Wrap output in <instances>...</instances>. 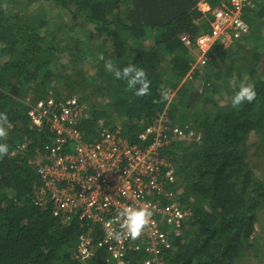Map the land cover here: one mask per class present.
Here are the masks:
<instances>
[{
  "label": "trees",
  "instance_id": "trees-1",
  "mask_svg": "<svg viewBox=\"0 0 264 264\" xmlns=\"http://www.w3.org/2000/svg\"><path fill=\"white\" fill-rule=\"evenodd\" d=\"M226 1L0 0V113L11 125H5L7 139H0L9 146L0 158V264H107L103 249L89 260L76 256L86 225L73 217L63 225L51 209L35 205L41 184L35 160L50 136L28 128L25 99L57 87L89 106L80 125L85 142L98 141L106 129L147 145L142 131L167 106L170 121L182 128L190 127L183 123L189 112L200 138L165 149L175 165L176 199L192 210L182 235L173 238L167 264L264 263V216L257 215L264 207V0L246 12L250 33L230 49L217 46L205 69L183 81L194 53L181 35L205 31L202 6ZM89 26L107 36L104 49L78 36ZM108 61L120 70L143 68L149 94L135 96L105 69ZM88 64L96 70L92 75L84 71ZM242 82L255 86L256 100L233 108ZM170 88H177L174 101ZM221 91L228 94L222 103L216 98ZM25 142L28 148L19 151ZM139 258L130 254L128 264Z\"/></svg>",
  "mask_w": 264,
  "mask_h": 264
},
{
  "label": "built area",
  "instance_id": "built-area-1",
  "mask_svg": "<svg viewBox=\"0 0 264 264\" xmlns=\"http://www.w3.org/2000/svg\"><path fill=\"white\" fill-rule=\"evenodd\" d=\"M255 6V0H227L203 10L211 14L208 30L194 38L187 34L180 37L185 48L194 53L183 81L192 80L208 65L217 46L230 49L250 33L245 15ZM169 90L172 99L175 91ZM25 105L28 128L50 136L44 153L35 160L41 182L35 205L51 209L63 225L74 218L86 225L88 231L77 239L76 256L89 260L103 249L107 264H128L134 253L142 254L135 264H167L173 238L182 235L192 210L176 199L175 165L165 149L174 141L198 140L194 128L173 124L167 106L157 121L142 131L141 138L149 140L147 145L129 143L106 129L98 141L85 142L80 125L91 112L78 95L62 99L52 91L41 98L29 94ZM28 145L22 143L19 151L25 152ZM125 207H148L152 212L150 224L135 240L125 236L122 228L119 213ZM94 232L99 233L97 238Z\"/></svg>",
  "mask_w": 264,
  "mask_h": 264
},
{
  "label": "clouds",
  "instance_id": "clouds-1",
  "mask_svg": "<svg viewBox=\"0 0 264 264\" xmlns=\"http://www.w3.org/2000/svg\"><path fill=\"white\" fill-rule=\"evenodd\" d=\"M199 42V41H198ZM103 59V57H101ZM105 69L114 73L117 80L123 79L127 83L129 90H135L134 95L143 97L150 92L151 82L148 80L147 73L143 68H138L135 65H129L122 70L114 68L111 61L105 63ZM257 93L253 84L241 83L239 90L232 98V107L238 108L244 102L249 104L256 100ZM5 125L10 127L6 113H0V139H7V131ZM9 155V146L0 144V158ZM119 217L123 219L122 228L125 230V236L135 240L139 238L143 230L151 222L152 212L148 207H125L119 213Z\"/></svg>",
  "mask_w": 264,
  "mask_h": 264
},
{
  "label": "rangeland",
  "instance_id": "rangeland-1",
  "mask_svg": "<svg viewBox=\"0 0 264 264\" xmlns=\"http://www.w3.org/2000/svg\"><path fill=\"white\" fill-rule=\"evenodd\" d=\"M208 15L210 14V13H207ZM210 17H211V14H210ZM209 17V18H210ZM208 18V19H209ZM208 24H209V21H208ZM209 26V25H208ZM78 36H80V37H82L83 39H86V38H91V40L92 41H94L97 45H101V47H103V49H104V46H105V44H104V40L107 38V36H104V32L103 31H101V30H98V28H96V27H93V26H89L88 27V29H85V30H83V29H79V31H78ZM88 34V35H87ZM237 42H239V41H237ZM235 45V44H234ZM105 49H106V47H105ZM225 50H227V49H225ZM111 54H112V51H111ZM65 61V60H64ZM64 63H66V61L64 62ZM94 64H97V63H94ZM205 68H202V69H200V70H198V71H203ZM84 71H87V73L89 74V75H92L96 70H95V68H94V66L93 65H91V64H88L87 66H85V69H84ZM200 82V81H199ZM198 85H199V83H198ZM171 89V88H170ZM175 92H177V88L176 89H173ZM50 91H52V92H56L55 94L56 95H59V94H63L62 96H68L67 94H66V92L64 91V90H62L60 87H57L56 88V90H54V89H52V90H50ZM221 94H218L217 96H216V98H217V100H219V101H221V103L223 102V100H225L226 99V96L228 95L227 94V92L226 91H221L220 92ZM79 96V95H78ZM80 97V96H79ZM172 101H174V99L172 98L171 99ZM208 108H210L209 106H208ZM189 112H186V120H184V124L186 125V126H190V127H192V119H193V117L191 116V115H189L188 114ZM194 126V125H193ZM251 137H254V138H257L256 136H255V134H251ZM252 142V141H251ZM252 151H254V148H252ZM259 163H260V167H261V169H263V171H264V165L262 164V162L261 161H259ZM259 163H257V164H259ZM261 178L263 179V181H264V175L262 174L261 175ZM261 210H264V207L261 209ZM261 210H259L258 211V213H257V215L259 214V217H263L264 216V211H261ZM262 264H264V263H262Z\"/></svg>",
  "mask_w": 264,
  "mask_h": 264
},
{
  "label": "crops",
  "instance_id": "crops-1",
  "mask_svg": "<svg viewBox=\"0 0 264 264\" xmlns=\"http://www.w3.org/2000/svg\"><path fill=\"white\" fill-rule=\"evenodd\" d=\"M209 6L208 5H204V6H202V11L204 10H207V8H208ZM205 14L208 16V18L210 17V14L208 15L206 12H205ZM210 20H211V17L209 18V19H207V21H209V23H210ZM209 27V26H208ZM206 30H208V28L206 29ZM205 30V31H206Z\"/></svg>",
  "mask_w": 264,
  "mask_h": 264
}]
</instances>
